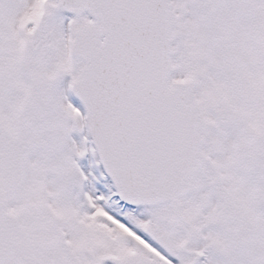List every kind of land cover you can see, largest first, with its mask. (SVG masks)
I'll return each mask as SVG.
<instances>
[{
    "label": "snow or ice",
    "instance_id": "1",
    "mask_svg": "<svg viewBox=\"0 0 264 264\" xmlns=\"http://www.w3.org/2000/svg\"><path fill=\"white\" fill-rule=\"evenodd\" d=\"M0 264H264V0H0Z\"/></svg>",
    "mask_w": 264,
    "mask_h": 264
}]
</instances>
